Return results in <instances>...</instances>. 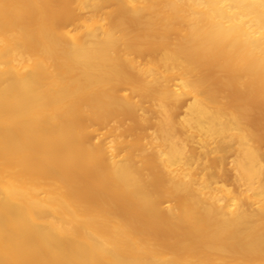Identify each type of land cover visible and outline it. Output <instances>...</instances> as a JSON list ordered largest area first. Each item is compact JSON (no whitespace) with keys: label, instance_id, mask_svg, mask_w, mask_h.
Returning a JSON list of instances; mask_svg holds the SVG:
<instances>
[{"label":"bare ground","instance_id":"bare-ground-1","mask_svg":"<svg viewBox=\"0 0 264 264\" xmlns=\"http://www.w3.org/2000/svg\"><path fill=\"white\" fill-rule=\"evenodd\" d=\"M0 264H264V0H0Z\"/></svg>","mask_w":264,"mask_h":264}]
</instances>
